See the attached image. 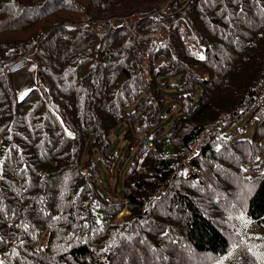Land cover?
<instances>
[{
	"label": "trees",
	"instance_id": "1",
	"mask_svg": "<svg viewBox=\"0 0 264 264\" xmlns=\"http://www.w3.org/2000/svg\"><path fill=\"white\" fill-rule=\"evenodd\" d=\"M263 169L264 0H0V264H264Z\"/></svg>",
	"mask_w": 264,
	"mask_h": 264
},
{
	"label": "rangeland",
	"instance_id": "2",
	"mask_svg": "<svg viewBox=\"0 0 264 264\" xmlns=\"http://www.w3.org/2000/svg\"><path fill=\"white\" fill-rule=\"evenodd\" d=\"M190 46L192 49L196 50L195 42L190 43ZM34 73L35 72L30 70L28 66H24V65L23 67L21 66L20 68L17 69L13 77V86L15 87L19 97L23 96L30 87H33L36 84L42 83V79ZM243 119L246 120L247 118L244 116ZM240 125H242V122L237 121L234 123V125H232V127L236 128V127H240ZM167 128H168V125L166 126V130ZM243 129H245L244 131L245 136H249L251 134L252 124L246 123V126H243ZM111 139L113 141L112 149L116 150L118 147H120L119 155L122 154L123 152L122 147L124 146L123 141H121V139L117 135H114V134H111ZM256 163H258V161ZM186 173L189 174V171H187ZM260 173H264V169L260 171ZM248 238H250V236H248ZM45 239H46V232L41 235L37 243L38 248H42L44 246Z\"/></svg>",
	"mask_w": 264,
	"mask_h": 264
},
{
	"label": "built area",
	"instance_id": "3",
	"mask_svg": "<svg viewBox=\"0 0 264 264\" xmlns=\"http://www.w3.org/2000/svg\"><path fill=\"white\" fill-rule=\"evenodd\" d=\"M165 6H163V7H165ZM163 7H161V8H163ZM154 16H155V14H154ZM121 24H126V20L123 19V18H117V19L108 21L105 25H102L100 29H101L102 32H107V31H110V30L114 29L117 25H121ZM81 27H83L82 24H81ZM198 54L200 56H202V52L201 51H198ZM199 145L200 144H197L195 146V148L197 149Z\"/></svg>",
	"mask_w": 264,
	"mask_h": 264
},
{
	"label": "water",
	"instance_id": "4",
	"mask_svg": "<svg viewBox=\"0 0 264 264\" xmlns=\"http://www.w3.org/2000/svg\"><path fill=\"white\" fill-rule=\"evenodd\" d=\"M146 142H148L147 140H145Z\"/></svg>",
	"mask_w": 264,
	"mask_h": 264
}]
</instances>
